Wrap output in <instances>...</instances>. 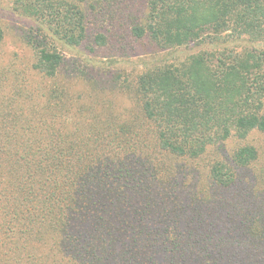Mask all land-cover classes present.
<instances>
[{
    "label": "trees",
    "instance_id": "16d2710c",
    "mask_svg": "<svg viewBox=\"0 0 264 264\" xmlns=\"http://www.w3.org/2000/svg\"><path fill=\"white\" fill-rule=\"evenodd\" d=\"M2 13L0 264H264V0Z\"/></svg>",
    "mask_w": 264,
    "mask_h": 264
},
{
    "label": "rangeland",
    "instance_id": "374dc122",
    "mask_svg": "<svg viewBox=\"0 0 264 264\" xmlns=\"http://www.w3.org/2000/svg\"><path fill=\"white\" fill-rule=\"evenodd\" d=\"M2 14H0V16H2V18L6 19V20L7 19H11V17L13 19L15 18L10 13L9 14L2 13ZM230 32H232L231 29H229L227 32H225L223 34H217V35L213 34V36H212V37H214L213 38V41H210V42L207 41L206 43H203V44H200V45L190 44L188 46L185 45V46H182V47H179V48H169V49H166L164 51H160V52H158L159 55H157L156 57L160 56L163 59L178 60V59H183L187 54H189L191 52H194V51L199 50L201 47H207L209 49H210V47H215L216 46V43H220V42L224 41L225 39H227V41L225 42V44H232V43L235 42L234 43L235 45H239V44H242L243 45L246 42V40H243V39H232L228 35V33H230ZM234 37H237V34H234ZM208 39H210V38H208ZM119 45H120V43L117 42L116 45H115L117 48L116 49L113 48V49H115V50H113V53L116 54V55H119V57H121V55H124V52H123V50H121V49L118 48ZM6 48L8 50L13 49L14 48V45L11 44V43H8L7 46H6ZM138 49H140L139 50L140 52H143V51H146V50H149V49L152 50V49H156V48L154 46H151V45H145V48L139 47ZM142 49H146V50H142ZM98 54H100V53H98ZM155 54H157V53H155ZM133 56H135V55H132V57ZM135 57L137 59H139L138 56H135ZM135 57H133L134 58V61H135ZM108 58L109 57H107V60H104V61H109ZM114 60H115V63H116L115 69H118L119 72L127 73L128 71H131V69L133 67H135L134 66V63L135 62L134 63L127 62V64L126 63L122 64L123 62H117V61L121 60V58L117 59V57H115V56H114ZM108 63H112V62H108ZM104 64H106V62ZM253 138L258 141L259 145H261V144L264 145V132H258L257 134H255V136Z\"/></svg>",
    "mask_w": 264,
    "mask_h": 264
}]
</instances>
